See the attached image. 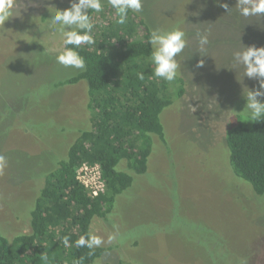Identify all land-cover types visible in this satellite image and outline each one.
<instances>
[{
  "label": "rangeland",
  "instance_id": "374dc122",
  "mask_svg": "<svg viewBox=\"0 0 264 264\" xmlns=\"http://www.w3.org/2000/svg\"><path fill=\"white\" fill-rule=\"evenodd\" d=\"M72 2L18 0L20 15L0 28V155L7 158L0 233L9 240L29 233L44 173L66 159L89 127L86 82L54 87L79 71L57 63L63 37L48 28L55 10ZM236 3L143 0L134 12L151 31H185L188 44L177 57L185 93L160 116L169 150L154 144L147 172H127L132 186L116 198L106 220H92L89 234L111 248L95 264H264V196L232 174L224 142L231 118L246 115L247 89L259 88L232 54L243 46L264 47V16L244 17ZM198 32L208 34L203 53Z\"/></svg>",
  "mask_w": 264,
  "mask_h": 264
},
{
  "label": "trees",
  "instance_id": "16d2710c",
  "mask_svg": "<svg viewBox=\"0 0 264 264\" xmlns=\"http://www.w3.org/2000/svg\"><path fill=\"white\" fill-rule=\"evenodd\" d=\"M89 15L97 43L77 49L85 69L54 84L62 88L86 82L89 127L79 132L66 159L44 173L29 211V233L11 240L0 233V264H44V255L47 264H95L111 248H78L75 241L89 234L93 219L104 221L112 213L116 198L132 186L127 172H147L154 144L169 150L160 116L183 97L184 80L169 83L154 77L148 44L152 31L134 11L124 25L115 22L110 5H103L100 13L89 10ZM140 72L143 80L138 79ZM224 142L232 174L256 197L264 196V121L234 115ZM82 163L99 165L105 183L102 195L91 197L77 182ZM63 236L70 237V246L62 243Z\"/></svg>",
  "mask_w": 264,
  "mask_h": 264
},
{
  "label": "clouds",
  "instance_id": "9594fccd",
  "mask_svg": "<svg viewBox=\"0 0 264 264\" xmlns=\"http://www.w3.org/2000/svg\"><path fill=\"white\" fill-rule=\"evenodd\" d=\"M107 3L115 10L117 17L115 22L124 25L128 21L130 10L135 13L142 10L143 0H107ZM221 6L229 11L226 4ZM236 6L240 15L244 17L264 16V0H237ZM20 7L18 0H0V28L10 18L20 15ZM89 10L96 13L102 12V0H75L69 8L55 10L54 15L49 18L48 28L60 33L63 37V49L56 56V60L64 67L84 70L85 59L77 49H80L82 45L95 46L97 43L92 34L95 25L89 15ZM197 40L199 51L205 52V46L209 44L208 34L198 32ZM148 44L153 49L149 59L154 65V77L165 82H174L178 78L180 68L177 57L188 44L185 31L178 27L171 30L155 29L150 33ZM232 55L235 65L243 68V76L259 82L258 89H247L245 114L251 122L264 121V101L258 99L264 97V47L243 46L240 50L234 51ZM197 66H203V61H198ZM137 76L140 80L144 79L143 72L138 73ZM6 167L7 158L0 155V175ZM113 239L115 237L110 235L108 242L111 243ZM61 240L66 247L70 246L69 236H63ZM104 243L105 240L95 234L81 235L75 241L76 247H86L89 250L99 248ZM41 260L47 264L48 257L41 256ZM241 264H247V260L243 259Z\"/></svg>",
  "mask_w": 264,
  "mask_h": 264
},
{
  "label": "built area",
  "instance_id": "2783aa9c",
  "mask_svg": "<svg viewBox=\"0 0 264 264\" xmlns=\"http://www.w3.org/2000/svg\"><path fill=\"white\" fill-rule=\"evenodd\" d=\"M76 180L93 198L105 192V183L97 164H80L76 170Z\"/></svg>",
  "mask_w": 264,
  "mask_h": 264
},
{
  "label": "flooded vegetation",
  "instance_id": "af4514ba",
  "mask_svg": "<svg viewBox=\"0 0 264 264\" xmlns=\"http://www.w3.org/2000/svg\"><path fill=\"white\" fill-rule=\"evenodd\" d=\"M252 262V261H251Z\"/></svg>",
  "mask_w": 264,
  "mask_h": 264
}]
</instances>
